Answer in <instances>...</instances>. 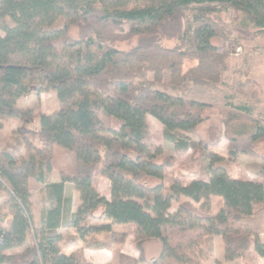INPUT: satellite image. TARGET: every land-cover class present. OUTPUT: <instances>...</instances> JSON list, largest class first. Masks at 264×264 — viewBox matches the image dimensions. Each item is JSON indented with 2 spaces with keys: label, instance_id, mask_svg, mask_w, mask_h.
Masks as SVG:
<instances>
[{
  "label": "trees",
  "instance_id": "1",
  "mask_svg": "<svg viewBox=\"0 0 264 264\" xmlns=\"http://www.w3.org/2000/svg\"><path fill=\"white\" fill-rule=\"evenodd\" d=\"M229 10L236 15L226 21ZM0 31V120L21 121L0 147L11 215L0 212V264H92L84 248L138 264L121 253L130 234L141 253L148 241L160 244L150 264H203L214 235L226 262L249 252L264 257V165L260 180L234 177L222 163L228 156L189 137L217 113L229 157L264 161V116L243 106L216 112L193 96L195 86L226 85L233 47L264 37V0H0ZM34 87L55 93L59 109L18 107ZM88 90L103 99L73 95ZM146 116L162 125L175 153L192 151L189 171L175 174L170 156L151 150ZM56 145L73 153L70 172ZM51 169L59 182L50 183ZM97 176L108 179L109 199L97 191ZM30 181L45 184L50 202L38 229ZM65 183L78 206L62 222ZM61 224L74 233L62 236ZM9 238L18 247L5 244Z\"/></svg>",
  "mask_w": 264,
  "mask_h": 264
},
{
  "label": "rangeland",
  "instance_id": "2",
  "mask_svg": "<svg viewBox=\"0 0 264 264\" xmlns=\"http://www.w3.org/2000/svg\"><path fill=\"white\" fill-rule=\"evenodd\" d=\"M95 0H91L94 2ZM235 13L231 10L224 14V19L230 21L235 17ZM126 31L127 28L125 27ZM3 33L0 31V37ZM234 55L228 60V67L224 71L223 83L226 85H219L216 87L195 86L193 96L196 99L208 102L212 105L216 112L228 110L236 106H243L248 108L249 115L254 117L257 115L264 116V37L259 36L255 40L242 41L239 46L233 47ZM195 61H185V68L194 65ZM37 88L31 91V93L25 97L19 99L17 106L21 108L34 107L41 112L49 113L59 109L60 103L52 92H42L36 94ZM74 96H94L99 100L103 99V95L99 91L88 90L83 92H75ZM218 114L216 113V116ZM212 117L208 122L201 124L197 129V135H189L190 140L194 143L199 138L207 140L210 144L209 152L217 153L220 155L228 156L222 163L226 167L232 176L257 181L260 180L258 175L260 172V166L264 165V161L261 159H254L247 155L239 154L237 156L228 155V141L224 137L223 124L217 119ZM0 146L5 142L12 140L16 136L17 128L20 126L21 121L17 118H5L0 120ZM146 124L149 132V144L152 151L158 150L164 152L165 156H170L171 170L176 173H186L189 171L190 156L192 151L178 155L174 152V144L164 137L162 125L151 116H146ZM38 121L35 120L29 124L30 128H36ZM262 153H264V142L260 145ZM54 152L57 155H61L67 165L68 172L71 171L74 155L72 152L60 147L54 146ZM259 166V167H258ZM71 167V168H70ZM54 174L57 173L55 169H51ZM50 180V179H49ZM102 188L101 179H96ZM40 185L36 181L30 183L31 195L35 201V209L39 213L43 207V201L45 202V195L40 190ZM43 196V197H42ZM32 197V196H31ZM188 200L196 204L190 198L182 196L180 201ZM32 202V200H31ZM177 206L176 202L172 203L169 212H173ZM216 201H212V207L215 209ZM34 228L38 229L36 224L33 223ZM261 241L264 242V233L260 234ZM12 240L11 247H18L17 241L9 238L5 244ZM28 238L24 241L23 245L27 244ZM160 244L155 245L151 241L146 245L147 252L145 259L149 256L152 258L157 257ZM203 264H264V257H261L256 252H249L242 257L232 261L226 262L223 259V246L221 239L218 235L213 236V255L207 259L202 260ZM141 264H150L147 259L142 261Z\"/></svg>",
  "mask_w": 264,
  "mask_h": 264
},
{
  "label": "crops",
  "instance_id": "3",
  "mask_svg": "<svg viewBox=\"0 0 264 264\" xmlns=\"http://www.w3.org/2000/svg\"><path fill=\"white\" fill-rule=\"evenodd\" d=\"M18 101H19V99L17 100V102ZM72 167H73V165H72ZM49 179H50L49 180L50 183L59 182L60 178H59L58 172L56 174H54L53 171H50L49 172ZM96 179H101L102 185H103L102 188H100L99 183L96 182L97 191L99 192V194H101L105 198L109 199L110 183H109L108 179H106L102 176H97ZM31 182L32 181L29 182V187H30ZM38 184L41 187L40 190L45 195L44 196L45 202L43 201L42 210L39 211V213H38L35 209V201L33 199V195H31L32 196L31 197L32 215H33V223L36 224L38 227H41L43 225V222H42L43 215L46 211H48L50 209V202H49V198L47 195V190H46L45 184H43V183H38ZM30 192H31V189H30ZM77 197H78L77 192L73 189L72 185L70 183H65L64 184V191H63V195H62V198H63L62 201H63V203H65L64 209L62 208V222L65 220L67 221V219L69 218V215L77 209V206H78V198ZM63 203H62V205H63ZM67 209H69V211H67ZM0 212L3 215H6V217H5L6 220L10 219L11 215H10L9 203L7 201V192L1 186V184H0ZM114 228L120 229L119 226H114ZM57 232L60 233L62 236H67V235L73 234L74 229L67 227V226H63L61 224L60 227H58ZM151 241L153 243H155V245L159 244L158 242H156L154 240H151ZM151 241H148L144 245L143 253H141L139 250H137L135 248V246L133 244V236L130 234L125 239V242L121 248V253L129 255V256L134 257V258L139 259V260L141 259L138 263V264H141L142 261H144L146 259L148 261L154 256V255L153 256L151 255L145 259V254L147 252L146 245L151 243ZM14 248H16V247H14ZM9 250H13V248H10ZM160 251H161V247H159L158 254L160 253ZM83 252H84V256H85L86 260L88 262H91L92 264H106V263L115 264V262H116L113 253L108 249L84 248Z\"/></svg>",
  "mask_w": 264,
  "mask_h": 264
},
{
  "label": "built area",
  "instance_id": "4",
  "mask_svg": "<svg viewBox=\"0 0 264 264\" xmlns=\"http://www.w3.org/2000/svg\"><path fill=\"white\" fill-rule=\"evenodd\" d=\"M1 239H2V235H1V233H0V242H1Z\"/></svg>",
  "mask_w": 264,
  "mask_h": 264
}]
</instances>
